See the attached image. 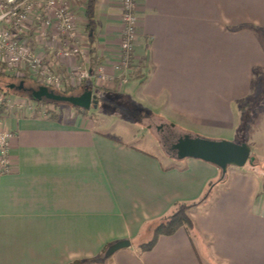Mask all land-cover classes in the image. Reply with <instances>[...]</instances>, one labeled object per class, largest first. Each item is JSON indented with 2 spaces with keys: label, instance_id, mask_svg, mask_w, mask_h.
Masks as SVG:
<instances>
[{
  "label": "crops",
  "instance_id": "1",
  "mask_svg": "<svg viewBox=\"0 0 264 264\" xmlns=\"http://www.w3.org/2000/svg\"><path fill=\"white\" fill-rule=\"evenodd\" d=\"M120 4L98 0L100 61L117 57ZM72 6L89 44L86 1ZM137 12L133 71L110 90L137 88L149 113L188 131L180 121L237 132L247 109L264 106V0H138ZM30 111L6 119L15 136L12 169L0 173V264H70L121 239L131 246L96 264H264V173L229 167L221 179L210 162L169 156L168 164L108 135L87 112ZM212 182L210 199L191 211L194 234L181 227L140 250L150 224Z\"/></svg>",
  "mask_w": 264,
  "mask_h": 264
},
{
  "label": "built area",
  "instance_id": "2",
  "mask_svg": "<svg viewBox=\"0 0 264 264\" xmlns=\"http://www.w3.org/2000/svg\"><path fill=\"white\" fill-rule=\"evenodd\" d=\"M137 5L138 0H121L117 57L94 63L90 45L78 29L72 0H0V76L30 75L42 85L57 89L66 79L59 68L65 67L63 73L69 77L78 70L79 78L91 77L94 83L108 88L123 87L134 68L139 35ZM26 104L21 97L15 100L11 93L0 91V173L12 169L10 148L15 131L6 123L7 114L13 109L20 111ZM29 109H34L32 104Z\"/></svg>",
  "mask_w": 264,
  "mask_h": 264
},
{
  "label": "rangeland",
  "instance_id": "3",
  "mask_svg": "<svg viewBox=\"0 0 264 264\" xmlns=\"http://www.w3.org/2000/svg\"><path fill=\"white\" fill-rule=\"evenodd\" d=\"M75 73L78 74V70H76ZM62 74L66 76V79L64 80V86L67 85L66 87H74L79 91L82 89L84 90V88L87 86H91L94 90V93L100 97L97 104L93 103L91 108L86 110L88 114L93 116L98 129L107 133L108 135L116 137L117 139L126 141L127 143H130L132 145L151 151L163 161L168 162V164L173 163V159L168 157L174 155V152L170 151L165 143L161 141L160 133L157 130V125L166 124L168 126H171V122L152 113L146 114V112H148L149 110L147 104H145L146 106H144L143 101L139 100L137 88H130L133 82L128 85L130 88V92L127 91L124 94H120L119 92L110 90L118 89L117 85L112 86V88L109 87V89L108 87H104L102 85L94 83L93 80H91V77L79 78L77 77V74H72V79V76L69 77L67 72L66 74L62 72ZM23 80L26 83V87H39L38 83L34 80V77L30 75H14L12 77L1 75L0 91H8V89H10L8 86L9 84L19 85ZM8 92L12 94L13 99L16 100L21 97L28 102V104H26V107L21 109L22 112L27 111L31 113L29 104H32L33 107L36 106V101L29 98L31 94L27 90L21 92L16 89H10V91ZM262 94L264 96V92H262ZM132 107H136L140 110L139 117L137 116L138 113L133 112ZM258 107L253 106L245 111L243 123L240 126L239 131L237 132L215 128H206L205 126L196 128L192 126L189 127L182 121H180L183 125L182 127L191 129L190 131L192 132L183 130L175 125L173 126V132L175 134V137H180L185 133H190L193 135H199L215 140H228L235 143H248L252 148L251 156L253 157V159L248 161L243 167L230 166V168L235 167L239 170L246 167L264 173V106L260 108ZM45 109L54 110V113L57 116H70L75 114L76 112H79L78 108L72 107L69 104L62 102L58 103L57 105L53 103L46 104ZM13 111L18 110L13 109ZM159 111L163 112L162 109H159ZM2 113L6 112L4 111ZM44 113L48 114V112ZM248 119H251V121L249 123V129L247 130V126H245V124ZM158 222L159 221H156L148 226L149 229H151L150 237H152L153 229L158 224ZM148 237L149 236H147L146 240H143V242L148 241L150 239V237ZM202 254L206 256L207 253H205L204 250Z\"/></svg>",
  "mask_w": 264,
  "mask_h": 264
},
{
  "label": "water",
  "instance_id": "4",
  "mask_svg": "<svg viewBox=\"0 0 264 264\" xmlns=\"http://www.w3.org/2000/svg\"><path fill=\"white\" fill-rule=\"evenodd\" d=\"M24 88V82L19 85L11 84L10 88ZM31 97L35 100L44 98L67 102L75 107H80L85 110L91 108L92 104L99 102L97 94L93 90L86 89L78 95H62L58 94L45 85H40L38 88H31ZM172 155L178 160L185 158H198L210 162L218 166L221 170V179L226 177L230 166L243 167L248 161L252 160V148L248 143H235L228 140H215L205 138L199 135L185 133L172 145ZM131 240L121 239L109 245L103 257L99 258L98 262H105L113 256L118 250L131 246Z\"/></svg>",
  "mask_w": 264,
  "mask_h": 264
},
{
  "label": "trees",
  "instance_id": "5",
  "mask_svg": "<svg viewBox=\"0 0 264 264\" xmlns=\"http://www.w3.org/2000/svg\"><path fill=\"white\" fill-rule=\"evenodd\" d=\"M97 3H98V0H86V9H85V15H86L87 20H88L87 25H86V31H87V35H88L87 39H88L89 45H90V55H91V58L94 60V63H97L100 61V59L98 58V56L96 54V48L94 46L95 36H96V26H97V20H96ZM133 73H136V72L134 71ZM6 76L12 77L14 75L9 74ZM34 80L38 83L39 86L42 85L36 78H34ZM23 82H24V88L23 89H19L18 87H15L14 89L21 91V92H23L25 90L30 92L29 91L30 87H26V83L24 80H23ZM10 85L11 84L8 85L9 88H10ZM66 86H64V84H63L62 88H57V89L56 88H50V90H52L58 94H62V95H78V94H81L86 89L93 90V88L91 86H89V87L87 86L84 88V90L82 89L80 91L78 89L76 90L74 87L71 88V87H66ZM10 89H8V91H10ZM93 92H94V90H93ZM29 98L36 101V106L34 107L36 112H48V114L51 117L57 116L54 113V110L45 109V107H46V104H52L53 103V104L57 105L58 103H60L59 101H54V100H50L47 98H44L42 100H35L31 97V95ZM97 98H98V100L100 99L99 96H97ZM62 103L69 104L67 102H62ZM69 105L72 106L71 104H69ZM72 107H75V106H72ZM75 108H78L79 111H81V112H85V113L87 112L83 108H80V107H75ZM132 108H133V112L138 113L137 116L139 117L140 110L136 107H132ZM2 109H3V107L1 108V110ZM147 113L149 114V112H146V114ZM214 186H215V182H212L210 184L209 188L202 195V197L200 199H198L197 201H194V202H184V201L175 202L173 204L172 212L169 215L158 220L159 221L158 224L153 229L152 237L148 241H144V242L142 241V242L137 243L140 250L141 251H149V250L153 249L154 246L156 245L158 239L161 236L172 235L176 231H178L181 227H184L185 229H187L189 234H191V235L194 234L197 231V226H196V222H195L194 218L191 216V211L196 206H198V205L206 202L208 199H210ZM109 245L106 248H104V250L101 252L100 255H98L94 258H87V259H82V260L80 259V260H76L70 264H96V263H100L97 260L104 256Z\"/></svg>",
  "mask_w": 264,
  "mask_h": 264
},
{
  "label": "flooded vegetation",
  "instance_id": "6",
  "mask_svg": "<svg viewBox=\"0 0 264 264\" xmlns=\"http://www.w3.org/2000/svg\"><path fill=\"white\" fill-rule=\"evenodd\" d=\"M30 89H31V87H30ZM157 130L160 133L161 141L165 143V145L168 147V149L170 151H172L171 150L172 145L179 138V137H175V134L173 132V127L168 126L166 124H162V125H157Z\"/></svg>",
  "mask_w": 264,
  "mask_h": 264
}]
</instances>
